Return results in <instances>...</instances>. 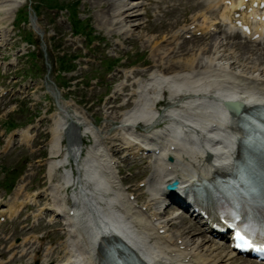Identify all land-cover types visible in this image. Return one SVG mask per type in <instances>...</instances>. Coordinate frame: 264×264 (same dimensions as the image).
I'll use <instances>...</instances> for the list:
<instances>
[{
	"label": "bare ground",
	"instance_id": "6f19581e",
	"mask_svg": "<svg viewBox=\"0 0 264 264\" xmlns=\"http://www.w3.org/2000/svg\"><path fill=\"white\" fill-rule=\"evenodd\" d=\"M21 1L0 0V12L5 14L2 18L8 19L10 13L21 5ZM101 1L106 12H101L97 20L100 25L107 27L109 33L129 35L139 25L137 20L142 6L139 0ZM253 1L229 0L230 16L226 17L221 13L223 21L232 22L235 13H239V19L246 22L252 16H263L264 10L259 13V7H251ZM215 4H212V0H206V8L216 9L220 6L219 1ZM242 5L250 7L251 13L240 10ZM205 24L206 22L187 26L185 30L196 33L204 29L203 26H208L209 33L212 24ZM259 24L254 26L250 34L241 35L250 41H258L253 38V34L258 33L259 37H263L264 19ZM34 27L40 30L35 22ZM212 30L211 34L224 32L225 35L218 37L210 34L211 38L204 44H187L184 40L177 45L176 51L164 50L162 43L175 38L177 33H173L168 39L162 38V41L145 38L153 54L158 55L154 59L158 68L149 72L144 80H135L138 87L133 94L137 97L132 107L123 112L118 126L123 131V136H113V139L123 141L122 150L129 155L145 152L143 147L148 143L157 149L152 172L145 182L149 194L148 201L144 204L145 209L143 205H136L132 201L128 203L124 192L116 183L111 169V157L98 141L103 131L94 130L82 109L77 106L69 108L71 103L55 93L53 86L48 85L56 105L53 123L49 128V184L33 191L27 197V202L36 203V196L44 193L43 196L49 198V205L47 203L41 206L35 216L42 213V210H47L51 217L62 221V230L66 233L63 246L66 257L61 264H99V247L106 245L104 238L116 234L146 264L235 263L233 252L229 246L224 245V237L217 242L213 241L211 235H206L211 234L210 225L203 217L199 218L194 210L190 211L188 208L187 212L202 227L199 232H203L204 237L194 235L197 228L191 224L186 225L185 219L177 222L176 218L179 216L174 214L164 217V213L172 210V206L166 201L174 196L179 197L183 193V186H186L189 193L190 185L195 181L231 170L237 153L236 143L242 135L235 124L236 116L230 114L229 117L226 113L224 101L237 100L241 102L242 108L264 104V67H254L251 71L240 67L232 68V62L226 59V49L223 48L227 44V32L216 27ZM8 32L6 29L0 30V38L3 36L6 39ZM240 47V56L248 59V46L244 43ZM230 49L232 48L227 45V50ZM255 54L254 59L250 58L253 62L264 59V51L259 50ZM118 87L124 91L126 85L121 83ZM165 90L168 92V106L158 107V101ZM161 120L168 122L159 126ZM82 132L92 137V142L84 153L81 148ZM21 137L27 140V131H22ZM65 138L67 144L63 141ZM10 143L11 139H8L6 145L9 146ZM81 156L82 159H79ZM168 156H172L173 161L166 160ZM61 166L63 169L58 174L60 180L52 182L51 175ZM175 178L182 186L172 192L167 191L165 185ZM67 185H75V191L67 194ZM19 189L20 186L16 190ZM142 196L141 193L139 198ZM66 198L71 200L69 208L66 207ZM22 205L23 203L18 205L12 199L6 209L0 210V215L3 212L8 217L16 216ZM118 205L122 206L124 216L117 217L114 207ZM176 225L174 231L170 232L169 227ZM160 230L163 232L160 233ZM50 253H53L52 246L47 248L46 255ZM34 258L36 256L32 255L28 263ZM45 260L46 257L43 256L39 259V264H44ZM240 264L251 263L244 259L240 260Z\"/></svg>",
	"mask_w": 264,
	"mask_h": 264
},
{
	"label": "rangeland",
	"instance_id": "374dc122",
	"mask_svg": "<svg viewBox=\"0 0 264 264\" xmlns=\"http://www.w3.org/2000/svg\"><path fill=\"white\" fill-rule=\"evenodd\" d=\"M29 1L35 6L37 16L34 20L40 30H36L27 18L25 23L19 24V21L25 19L22 13L28 10ZM139 1L142 2L137 20L140 23L129 35L109 33L104 24H99L97 17L101 12H106L101 0H23L8 19H3L5 14L0 12V30L9 31L6 39L3 36L0 38V61L6 64L0 67L1 87L6 89V94L0 97V209L6 206L9 199H16V203L26 201L33 191L49 184V128L53 123L56 105L48 85L53 86L55 93L71 103L69 108L77 106L82 109L94 130L103 131L98 141L113 155L116 161L113 173L116 182L119 184L121 181L119 186L123 191H132L149 178L152 172L150 155L145 159L127 156L122 160L123 141L113 139L115 134L123 136V131L118 126L123 112L132 107L136 98L132 94L137 88L135 80L145 79L148 72L158 68L157 61L154 60L158 55L153 54L145 38L162 41V38L168 39L173 33H177L175 38L162 43L164 50L176 51L177 45L184 40L187 44H204L211 38L209 33H205L208 38L207 35L189 37L191 33L185 31L189 23L206 22L208 25L211 23L227 28L220 15L222 4L211 9L206 8V0ZM216 1L220 2L212 0V4L216 5ZM50 4H57L61 9H51ZM36 12L33 11V15ZM82 23L87 25L88 35L97 36L91 38L94 40L89 45L84 41L83 35H74L72 32L78 27L83 29ZM222 35L225 33H215L214 36ZM25 37L30 38L29 43L24 41ZM95 40L101 42L100 46ZM2 42L6 44H1ZM226 42L223 48L226 49V59L232 62V68L240 67L251 71L254 67H264V59L254 62L250 59H254L255 52L264 51V44L256 46L246 43L232 32L231 36H227ZM238 43L240 46L244 43L248 46V59L240 56L242 47ZM227 45L232 49L227 50ZM93 58L96 60L93 61ZM101 58L107 59L106 63L114 60L117 66L114 69L108 68V64L98 62ZM64 59L68 73H64L60 65V61ZM70 81L74 85L65 88L64 85ZM121 83L126 85L123 94L117 88ZM167 98L166 91L158 107L168 106ZM10 124H13L11 128ZM160 125H164V122ZM24 130L28 133L27 140L20 139V132ZM82 133L81 148L84 152L92 142V137ZM9 137L12 138V143L6 147ZM63 141L68 143L66 138ZM117 148L121 149L117 151ZM69 167L70 165L67 169ZM62 169L61 166L51 175L52 182L60 180L58 174ZM12 180L14 185L8 190ZM18 186L20 189L17 191ZM140 189L146 191L147 185ZM65 190L67 194H71L75 188ZM43 195L44 193L36 197L37 204L26 206L18 216L0 223V264L27 263L32 255L36 258L30 260L31 263L43 256L46 257L44 264H61L65 260L63 246L66 233H63L62 221L50 224L51 213L48 211L42 214L45 215L42 219L36 220L34 217L38 208L49 202V198ZM143 196L148 195L143 193ZM169 206H172V210L164 213V217L173 214L179 216L176 218L177 222L185 219L186 225L191 224L197 228L194 235L204 237V233L199 232V225L185 212L175 204ZM176 227L177 225L169 227L170 232ZM14 241H19L20 244L10 247ZM50 246L53 247V253L47 256V248ZM234 264H240V260Z\"/></svg>",
	"mask_w": 264,
	"mask_h": 264
},
{
	"label": "snow or ice",
	"instance_id": "6c2138e0",
	"mask_svg": "<svg viewBox=\"0 0 264 264\" xmlns=\"http://www.w3.org/2000/svg\"><path fill=\"white\" fill-rule=\"evenodd\" d=\"M235 236L239 237L241 240L243 239L242 237H240L239 233H236ZM234 246L238 249H241V250H250L251 249V250H255V251H259L261 253H264V246L253 249L252 244H249L248 241H246V240L243 241V246L241 243H236Z\"/></svg>",
	"mask_w": 264,
	"mask_h": 264
},
{
	"label": "water",
	"instance_id": "95a60500",
	"mask_svg": "<svg viewBox=\"0 0 264 264\" xmlns=\"http://www.w3.org/2000/svg\"><path fill=\"white\" fill-rule=\"evenodd\" d=\"M228 106H231V103H230V104H228ZM176 183H177V182H176V181H174V182H172V184H171V185H168L167 187L171 188V187H172V186H174ZM33 264H37V262H35V263H33Z\"/></svg>",
	"mask_w": 264,
	"mask_h": 264
},
{
	"label": "trees",
	"instance_id": "16d2710c",
	"mask_svg": "<svg viewBox=\"0 0 264 264\" xmlns=\"http://www.w3.org/2000/svg\"><path fill=\"white\" fill-rule=\"evenodd\" d=\"M64 64H66V61H65V60H64V61H62V66H63L62 68L64 69V71H66V72H67V70H66V67H67V66H66V65H64Z\"/></svg>",
	"mask_w": 264,
	"mask_h": 264
}]
</instances>
